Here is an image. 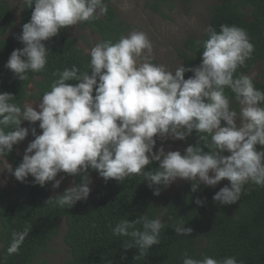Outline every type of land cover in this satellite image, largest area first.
<instances>
[{
    "label": "clouds",
    "instance_id": "1",
    "mask_svg": "<svg viewBox=\"0 0 264 264\" xmlns=\"http://www.w3.org/2000/svg\"><path fill=\"white\" fill-rule=\"evenodd\" d=\"M28 3L34 10L16 37L24 46L13 50L4 65L21 81L29 70L44 69L50 52L44 41L65 27L107 11L103 0ZM207 35L202 42L201 63L195 67L179 63L169 70L153 63L152 42L143 31L133 30L115 43L104 40L91 47L90 72H80L76 66L58 72L59 78L36 107L28 101L18 106L11 102L14 95L0 92V174L7 171L20 182L31 175L34 184L43 187L54 182L53 188L60 187L64 177H56L61 172L79 176L80 183L46 201L60 208H72L88 198V169L97 171L106 181L122 182L142 174L157 196L161 185L167 187L178 178L188 180L192 192L201 184L214 188L227 179L230 183L213 196L222 205L239 201L249 182L264 186V148L256 147L264 146V91L255 88L251 77L234 75L251 57L254 46L246 30L235 25L222 24L219 31L209 26ZM186 72L193 75L185 79ZM226 89L234 94L239 111L230 106ZM22 121L30 125L39 121L42 134L37 135L35 128L21 127ZM193 130L199 142L187 146L183 155L178 150L165 152L163 146L153 151L154 137L185 140ZM29 131L34 140L13 170L5 157ZM153 162H158V167L146 171ZM203 203L196 200L197 205ZM163 227L161 218L142 215L131 222L121 220L113 234L131 238L125 249L135 247L146 254L160 243ZM29 231L25 228L14 234L10 253L18 250ZM174 231L179 235L192 233L182 223ZM183 264L243 261L235 257L194 259L185 254Z\"/></svg>",
    "mask_w": 264,
    "mask_h": 264
},
{
    "label": "trees",
    "instance_id": "2",
    "mask_svg": "<svg viewBox=\"0 0 264 264\" xmlns=\"http://www.w3.org/2000/svg\"><path fill=\"white\" fill-rule=\"evenodd\" d=\"M142 1L146 10L165 18V11H171L180 0ZM103 2L107 5L106 13L80 24L95 35L98 42L111 40L115 43L121 36L127 35L130 27L119 19L112 0ZM33 10L34 5L30 6L28 0H23L20 19L15 23L8 1L0 0V92L14 95L11 102L21 107L28 100L41 101L42 95L50 91L59 78L58 72L65 68L76 66L80 72H90V56L66 35L67 27L61 29L57 36L44 41L50 52L43 70H29L25 74L26 79L21 81L5 68L12 51L24 46L16 37L21 34L23 24L30 21ZM208 18V28L211 26L219 31L222 24L235 25L248 33L254 51L245 64L238 67L235 76L248 75L257 63H264V0H216L208 8ZM207 38L206 31L199 38L184 40L177 56L185 67L201 63L202 42ZM192 75V72H186L185 79ZM252 80L255 88L264 91V77ZM225 93L230 98V106L239 111L234 94L229 89ZM21 127L35 128L37 135L42 134L39 121L31 125L22 121ZM29 139L34 140L31 131L5 157L13 170L22 162L25 143ZM185 142L188 146L199 142L195 130ZM256 147L258 150L264 148L260 145ZM156 167L158 162H153L145 170ZM86 175L102 179L103 184L92 188L88 198L78 201L72 208L46 203L50 197H55L51 195L54 182L41 187L33 183L31 175L24 182L11 175L17 185L15 193L0 186V264H39L38 260L50 252L51 243L60 235L61 222H64V231L60 236L69 252L63 264H183L185 254L194 259L205 256L217 260L235 257L243 264H264V186L249 182L245 185L246 194L239 201L222 205L213 200L214 194L224 187L219 184L214 188L201 184L196 192H192L191 183L186 181L166 197L164 192L167 187L161 185L160 194L154 195V188L148 186L149 182L142 174L122 182L115 179L106 181L93 169H88ZM61 176L73 178L72 186L80 183L79 176L61 172L56 179ZM197 199L204 203L197 205ZM142 215L151 219L159 217L164 224L160 243L152 246L146 254L135 247L125 249L131 238L113 234V229L121 220L131 222ZM179 223L190 227L191 235L176 234L174 227ZM137 227L142 228L141 225ZM25 228L30 229L28 235L18 250L10 253L8 249L14 234L23 232Z\"/></svg>",
    "mask_w": 264,
    "mask_h": 264
},
{
    "label": "rangeland",
    "instance_id": "3",
    "mask_svg": "<svg viewBox=\"0 0 264 264\" xmlns=\"http://www.w3.org/2000/svg\"><path fill=\"white\" fill-rule=\"evenodd\" d=\"M7 1L13 11L14 21L18 23L23 0ZM111 3L119 19L129 25L130 29L127 35L133 30L143 31L147 34L153 45L152 62L163 64L169 70H174L179 63L182 64V61L177 56V50L182 48L184 40L188 37L199 38L207 31L209 24L208 8L215 4L216 0L177 1L171 11H165V18L146 10L142 0H112ZM66 35L74 39L78 48L87 54L91 47L98 42V38L90 33L89 30L83 29L80 23L68 26ZM247 76L256 80L263 79L264 63H257ZM28 102L33 103V106L36 107L41 101L28 100ZM239 123V118H237V124L239 125ZM154 139H156L154 152L163 146L165 152L178 150L183 155L185 148L188 146L185 140H173L171 137L161 139L157 136ZM30 142L31 139L26 141L25 149ZM87 176L91 181L90 190L103 184L102 179L95 176ZM73 181V178L65 177L61 181L59 188L52 189L51 195L56 196L63 193L73 185ZM186 181L188 180L178 178L172 182L167 186L164 196L169 197L177 187ZM227 182L226 179H223L219 182V185L225 186ZM0 186L7 188L12 193H15L17 188L14 178L7 171L0 174ZM63 231L64 222H61L59 234L61 235ZM60 235L51 243L50 252L41 256L38 260L39 264H63L68 259L69 252Z\"/></svg>",
    "mask_w": 264,
    "mask_h": 264
}]
</instances>
